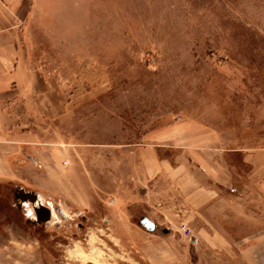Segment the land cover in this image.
Here are the masks:
<instances>
[{
	"label": "rangeland",
	"instance_id": "rangeland-1",
	"mask_svg": "<svg viewBox=\"0 0 264 264\" xmlns=\"http://www.w3.org/2000/svg\"><path fill=\"white\" fill-rule=\"evenodd\" d=\"M0 32V264H264V0H0Z\"/></svg>",
	"mask_w": 264,
	"mask_h": 264
},
{
	"label": "crops",
	"instance_id": "crops-1",
	"mask_svg": "<svg viewBox=\"0 0 264 264\" xmlns=\"http://www.w3.org/2000/svg\"><path fill=\"white\" fill-rule=\"evenodd\" d=\"M6 40L8 39L5 38L4 33L0 32V90L12 88L15 85L19 88L24 83L26 84V79L24 73L22 72L21 64L15 57V55H18L17 50L6 47L4 43ZM7 52H10V54L6 57ZM198 187L203 191H197L196 189ZM187 193L190 196L189 206L195 211H200L202 209L207 211L209 208L214 207L213 203L215 200H217L218 196L220 197V200L225 199L222 197L223 194L220 195L214 186H208L198 182L197 187L194 189H191V187L188 188ZM221 218H223V216ZM207 221L214 224L215 226L217 225V221L213 219V217ZM215 229L221 230V232H223L222 227H216ZM255 244L257 245L258 241L255 239L250 240V245L255 246Z\"/></svg>",
	"mask_w": 264,
	"mask_h": 264
},
{
	"label": "water",
	"instance_id": "water-1",
	"mask_svg": "<svg viewBox=\"0 0 264 264\" xmlns=\"http://www.w3.org/2000/svg\"><path fill=\"white\" fill-rule=\"evenodd\" d=\"M20 190H21V192L23 194V197L29 196L34 203L38 204V205H36L34 207L38 220L41 219L40 218V213L42 211H45L47 213V218H50V216H49V212H50L49 207L45 206L44 204H42L41 202L38 201V194L36 192H32V191L25 192L22 189H20ZM47 218H45V220ZM139 223L141 225L145 226L150 231H154L157 228V223L154 220H152L150 217H148V216L141 217L139 219Z\"/></svg>",
	"mask_w": 264,
	"mask_h": 264
},
{
	"label": "flooded vegetation",
	"instance_id": "flooded-vegetation-1",
	"mask_svg": "<svg viewBox=\"0 0 264 264\" xmlns=\"http://www.w3.org/2000/svg\"><path fill=\"white\" fill-rule=\"evenodd\" d=\"M22 190H24V189H22ZM25 191V190H24ZM25 192H28V191H25ZM17 197L21 200V201H32V199L29 197V196H27V197H23V194H22V192H21V190L19 189L17 192ZM18 194H19V196H18ZM40 220H38V218H36V220L37 221H42V213H40ZM46 218H47V215H46Z\"/></svg>",
	"mask_w": 264,
	"mask_h": 264
},
{
	"label": "bare ground",
	"instance_id": "bare-ground-1",
	"mask_svg": "<svg viewBox=\"0 0 264 264\" xmlns=\"http://www.w3.org/2000/svg\"><path fill=\"white\" fill-rule=\"evenodd\" d=\"M48 207L50 209V213H51L52 218L58 217L56 209L51 202L48 204Z\"/></svg>",
	"mask_w": 264,
	"mask_h": 264
},
{
	"label": "built area",
	"instance_id": "built-area-1",
	"mask_svg": "<svg viewBox=\"0 0 264 264\" xmlns=\"http://www.w3.org/2000/svg\"><path fill=\"white\" fill-rule=\"evenodd\" d=\"M182 229H183V230H189V228L187 227V225L184 224V223L182 224Z\"/></svg>",
	"mask_w": 264,
	"mask_h": 264
}]
</instances>
